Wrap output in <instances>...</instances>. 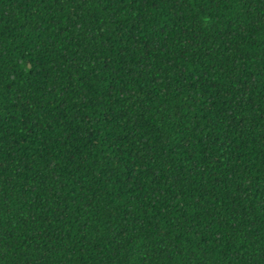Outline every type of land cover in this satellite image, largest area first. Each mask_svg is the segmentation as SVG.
I'll return each mask as SVG.
<instances>
[{
  "label": "trees",
  "instance_id": "1",
  "mask_svg": "<svg viewBox=\"0 0 264 264\" xmlns=\"http://www.w3.org/2000/svg\"><path fill=\"white\" fill-rule=\"evenodd\" d=\"M0 264H264V0H0Z\"/></svg>",
  "mask_w": 264,
  "mask_h": 264
}]
</instances>
